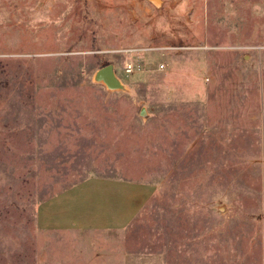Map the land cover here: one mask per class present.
<instances>
[{"label": "rangeland", "instance_id": "374dc122", "mask_svg": "<svg viewBox=\"0 0 264 264\" xmlns=\"http://www.w3.org/2000/svg\"><path fill=\"white\" fill-rule=\"evenodd\" d=\"M160 1L0 0V264H264V0ZM89 175L156 189L54 228Z\"/></svg>", "mask_w": 264, "mask_h": 264}, {"label": "crops", "instance_id": "0c3cea01", "mask_svg": "<svg viewBox=\"0 0 264 264\" xmlns=\"http://www.w3.org/2000/svg\"><path fill=\"white\" fill-rule=\"evenodd\" d=\"M155 189L154 183L145 180L89 175L53 198L59 212L53 227L77 234L118 233L129 226Z\"/></svg>", "mask_w": 264, "mask_h": 264}, {"label": "water", "instance_id": "95a60500", "mask_svg": "<svg viewBox=\"0 0 264 264\" xmlns=\"http://www.w3.org/2000/svg\"><path fill=\"white\" fill-rule=\"evenodd\" d=\"M151 2L154 6H159L161 1L160 0H148ZM96 78L104 80L105 83L110 87H116L117 86V80L114 77L113 70L111 68V65H106L100 68L96 72Z\"/></svg>", "mask_w": 264, "mask_h": 264}, {"label": "built area", "instance_id": "2783aa9c", "mask_svg": "<svg viewBox=\"0 0 264 264\" xmlns=\"http://www.w3.org/2000/svg\"><path fill=\"white\" fill-rule=\"evenodd\" d=\"M124 67H125L124 69H125L126 73L133 71V63L132 62H129V63L126 62ZM160 67H163V64H161Z\"/></svg>", "mask_w": 264, "mask_h": 264}]
</instances>
